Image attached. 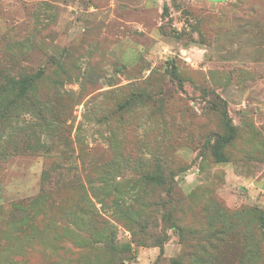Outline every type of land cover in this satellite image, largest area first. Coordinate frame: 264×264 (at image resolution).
Segmentation results:
<instances>
[{"label":"rangeland","instance_id":"rangeland-1","mask_svg":"<svg viewBox=\"0 0 264 264\" xmlns=\"http://www.w3.org/2000/svg\"><path fill=\"white\" fill-rule=\"evenodd\" d=\"M41 66L0 93V264H264V0H0V68Z\"/></svg>","mask_w":264,"mask_h":264},{"label":"trees","instance_id":"trees-1","mask_svg":"<svg viewBox=\"0 0 264 264\" xmlns=\"http://www.w3.org/2000/svg\"><path fill=\"white\" fill-rule=\"evenodd\" d=\"M175 34L177 36L182 35V33L180 31H176ZM171 72L173 74V77L179 82V84L181 86H183L184 78L181 75V73L179 72L178 65L176 64V62L173 63V67H172ZM45 75H46V69L43 66L38 68V70L36 72H34V71L29 72V73L21 75L19 77L12 76V75L8 74L5 71V69L0 68V78H4V84L0 87L1 88L0 93L2 94L1 97H2L3 107H4L3 108L4 114L7 115L8 113H11L15 109L19 110V108H21L20 105L25 104V102H27V101H30L28 99L31 98L32 88H34L36 83H38L41 79H43L45 77ZM214 103H215V107H217L218 105H221V102L213 101V106H214ZM39 104L40 103L32 102V104L29 107H25V108H21V109H26V108L38 109ZM51 112H53V109H51ZM42 118L45 119L44 115H42ZM224 119H225L224 121L226 122V125H227L229 132L226 135H217V142L214 145L215 156L217 157V159L219 161H226L227 160L223 151H222V148L227 143H229L232 139L235 138L236 129H237L235 127V125L225 115H224ZM25 139L28 142L25 145L26 146L25 149H28L30 151L35 152V150L39 146H42L43 148H45V152L48 151V147H46L45 145H42L41 143H33L30 138H25ZM48 175H49V172L46 170L45 171V178ZM148 178H149V180L156 181V182L163 180L162 176H160V175H150ZM51 179L54 180L53 184H51V181L49 180L47 183V184H49V186H46V185L45 186L49 187V188H54L57 186L59 180L54 179L52 177H51ZM52 190H54V189H51L50 191H52ZM59 190H60V188L56 189V191H59ZM45 194L49 195L47 192H45ZM43 195H44V192H43ZM36 199H38V197L28 198L24 201H33ZM49 204H50L51 208L59 206V202L57 199H52L51 201L49 200ZM219 242L225 243L226 239L225 238H217L216 245H215L216 253L222 252V250L218 244ZM249 251L252 252V250H249ZM227 256L228 255L226 254V255L222 256L221 259L220 258L217 259L218 264L219 263L220 264H227L226 263L228 261V259H226ZM244 259H246V256L244 257Z\"/></svg>","mask_w":264,"mask_h":264}]
</instances>
